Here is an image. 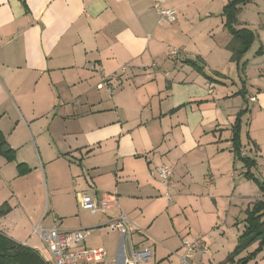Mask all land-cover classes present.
<instances>
[{
    "label": "crops",
    "instance_id": "1",
    "mask_svg": "<svg viewBox=\"0 0 264 264\" xmlns=\"http://www.w3.org/2000/svg\"><path fill=\"white\" fill-rule=\"evenodd\" d=\"M166 9L176 11L175 23L160 15ZM194 9L185 0H0V133L15 154L12 162L0 154V208L7 206L8 216L44 213L43 156L53 194H61L63 181L69 194L67 177L92 169L94 196L115 195L135 224L146 208L154 215L175 211L174 199L184 201L193 187V200L218 206L234 186L229 211L236 217L262 199L258 186L245 181L232 128L241 114L242 153L264 181V0L238 14L236 28L255 34L239 62L232 60L227 35L226 42L198 45L194 21L201 14ZM176 46L185 49L178 58L169 52ZM115 73L118 80L99 87ZM158 166L173 170L172 200L152 175ZM119 212L96 214L100 222L92 226L82 221L62 228L56 221L47 228L102 231ZM13 231L0 221V233L27 246L29 240ZM204 258L196 260L204 264ZM247 264H264V248Z\"/></svg>",
    "mask_w": 264,
    "mask_h": 264
},
{
    "label": "rangeland",
    "instance_id": "2",
    "mask_svg": "<svg viewBox=\"0 0 264 264\" xmlns=\"http://www.w3.org/2000/svg\"><path fill=\"white\" fill-rule=\"evenodd\" d=\"M185 1L194 3V14H201V16L195 18L194 21V30L197 29L195 32L199 36L197 40L198 45L201 44L203 47L208 48L210 42L213 41V38L218 40V42H226V35L232 38L227 46L234 43V35L229 29L224 27V23H221L220 15L229 0ZM250 7V11L254 12L252 7L256 8L255 4ZM212 14L215 15L212 16ZM208 36H210V40ZM42 158L43 163H41L42 165H40V167L41 169L45 168L44 179H42L43 186L41 185V189L44 193V208H42L44 213L39 217V213L36 212L30 218V215H26L21 210L13 213L11 211L9 216L8 214L0 216V221L1 226L6 229H10L11 231L19 230V236L29 240L27 246L42 254L41 256H43V259L46 262L45 258L49 257L48 250L39 238L33 234L34 227H38L44 214L47 216L43 225L44 227L56 225L57 222H55V220L58 222L62 221V228L69 224L77 227L82 221H86L92 226L99 224L100 221L98 216L81 208L80 200L77 196V192L83 193V196L86 195L84 194L86 191L91 192L92 188L89 185L95 181V178H93L94 173L91 171L92 169L88 171L86 170V172H84L85 174L83 172H78V174L74 173L67 177L66 182H69L73 187L69 194V186H65V181L60 183L59 186V189H62L61 194H59V192L53 194V189L55 188L52 185V174L46 170L47 163L45 157L43 156ZM58 169L59 168H57V173L59 174L61 171L58 172ZM172 179L177 186V183L174 180V175L172 176ZM245 181H249L248 183L250 184L253 182L246 179ZM57 185H59V183ZM195 190L194 187L191 188L189 196L186 197L184 201L173 198L174 201L177 202V207L174 208L175 211L171 210L169 214L154 215L156 212L152 213V209L146 208L144 210L145 213H143L144 215L135 219L137 221V226L145 233V235L135 234L133 240L136 243H141L143 246L151 247L154 251V259H152L149 264H180L177 255L178 251L176 250L182 245L181 243L183 239L187 237H196L199 235L207 237V247L209 252L204 255V264L209 263L210 259L212 262L223 261L240 241V237L245 229L242 220L247 214H244L241 217H236L229 211V204L231 203L229 196L232 195L234 186L231 188L230 195L224 197L219 205L217 204L218 206H216L211 199L206 203H203V200L200 197V201L197 203L198 197L195 196L196 198L193 200V194H198ZM202 194L205 193L202 191ZM87 195H91L94 199L98 198L97 196H94L93 192L87 193ZM173 195L175 196V194ZM205 195L207 196V194ZM164 201L166 202L167 200ZM165 202L158 204L159 207L157 212L166 206L164 204ZM56 206L58 208L57 211H55ZM144 206H146L145 203ZM234 208L235 207H231L232 210ZM245 212L247 213V210ZM143 216L145 217V220H143ZM237 220L238 225L236 223ZM141 221L145 222L141 224ZM91 232V238L86 241V244H89L90 246L88 245L87 247L104 248L108 252L109 258L115 259L118 255L120 243L122 241L121 235L118 232H112L107 227H103L101 231L98 228L91 229V227L88 226L85 233L88 235V233Z\"/></svg>",
    "mask_w": 264,
    "mask_h": 264
},
{
    "label": "built area",
    "instance_id": "3",
    "mask_svg": "<svg viewBox=\"0 0 264 264\" xmlns=\"http://www.w3.org/2000/svg\"><path fill=\"white\" fill-rule=\"evenodd\" d=\"M160 15L168 22L175 23L176 11L171 9L160 10ZM170 55L178 58L185 49L170 47ZM126 67L122 68L125 73ZM119 73L103 78L102 88L107 83L116 81ZM210 89H214V84H210ZM256 101V98H252ZM152 175L159 178L161 185L166 189V197L173 199V191L176 188L172 176L173 170L167 166H159ZM81 208L91 214L106 212L109 209L120 210L119 214L108 223V229L118 232L122 241L118 252V260H108V252L104 248H88L86 241L90 236L85 233L86 229L64 230L57 226L47 228L39 225L34 233L38 235L48 250L49 257L45 258L47 264H149L154 259V251L149 246L136 243L133 238L135 234L145 235V233L121 211L118 198L115 195H107L94 199L91 195H84L80 202ZM57 220H55L56 222ZM207 237L196 236L183 239L181 252L177 253L180 264H199L196 260L198 254L202 256L208 253Z\"/></svg>",
    "mask_w": 264,
    "mask_h": 264
},
{
    "label": "trees",
    "instance_id": "4",
    "mask_svg": "<svg viewBox=\"0 0 264 264\" xmlns=\"http://www.w3.org/2000/svg\"><path fill=\"white\" fill-rule=\"evenodd\" d=\"M23 1L25 2V0ZM254 1L255 0H230L223 11L225 27L234 35V43L230 44L228 49L232 52V60L237 62L244 57L255 41V34L251 30H238L236 28L238 14L243 6ZM241 125V114H239L232 128L233 152L235 157L239 159L246 168L244 177L247 180L253 181L258 186L262 193V199L256 201L252 207L247 210L245 231L240 237V241L234 251L230 253L226 261L221 264H247L254 260L257 254L264 248V181H260L253 173L256 162L244 156L242 153ZM5 148H8L7 142L0 133V154L4 155L8 161H14V152L10 149L4 151ZM8 210L9 208L7 206L0 208V216L7 214ZM256 243H258V248L254 252L248 254L246 257L240 258L245 251ZM0 264H47V262L44 261L37 250L21 245L0 233Z\"/></svg>",
    "mask_w": 264,
    "mask_h": 264
},
{
    "label": "water",
    "instance_id": "5",
    "mask_svg": "<svg viewBox=\"0 0 264 264\" xmlns=\"http://www.w3.org/2000/svg\"><path fill=\"white\" fill-rule=\"evenodd\" d=\"M7 150H8V148H5V149H4V151H7Z\"/></svg>",
    "mask_w": 264,
    "mask_h": 264
}]
</instances>
